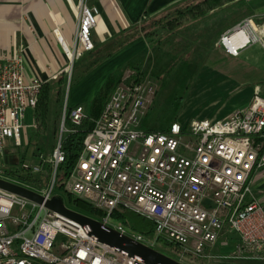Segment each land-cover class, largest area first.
I'll list each match as a JSON object with an SVG mask.
<instances>
[{"label":"built area","instance_id":"1","mask_svg":"<svg viewBox=\"0 0 264 264\" xmlns=\"http://www.w3.org/2000/svg\"><path fill=\"white\" fill-rule=\"evenodd\" d=\"M87 1L80 0L72 51L61 41L70 58V74L73 59L93 49L91 30L99 10ZM256 42H261L257 27L251 18H244L222 32L215 45L238 56ZM45 83L38 77H26L21 52L0 55L1 180L44 200L58 198L72 210L66 194L83 199L103 212L92 218L156 249L154 240L112 221L114 210L135 211L154 222L155 236L181 248V258L191 255L264 263V204L254 195L256 176L264 172L261 94L255 93L247 106L222 118L174 121L166 132H148L141 122L154 98L155 83L148 79L133 84L121 81L85 134L82 150L58 190L54 186L56 171L65 158L62 140L76 131L65 125V119L68 116L73 125H79L85 117L82 104L65 102L56 144L39 156L40 163L19 160L11 148L22 144L24 119L36 106ZM8 153L13 155L14 165L6 169ZM45 165L50 173L44 187L22 179L46 175ZM232 233L237 235L233 251L220 253L218 245L227 242ZM0 264L144 263L90 237L76 221L44 203L0 187Z\"/></svg>","mask_w":264,"mask_h":264},{"label":"crops","instance_id":"2","mask_svg":"<svg viewBox=\"0 0 264 264\" xmlns=\"http://www.w3.org/2000/svg\"><path fill=\"white\" fill-rule=\"evenodd\" d=\"M178 1L88 0L89 5H95L99 10L91 30L93 45H103L120 31L139 23L143 14H158ZM238 3L245 13L242 19H252L261 42L249 44L238 56L226 54L215 42L208 61L201 65L185 93L176 121L186 123L192 119L222 118L247 106L252 96L264 86V82H259L264 79V65L251 55L256 44H260L259 49L264 54V0H233L228 4ZM79 5L80 0H0V55L21 52L27 78L38 77L50 82L63 74L70 77V58L62 43L72 51ZM147 47L143 35L132 39L72 85L68 89L67 104H82L87 110L85 104L91 103L98 94L104 76L119 66L122 68ZM110 65L114 67L102 75L101 70ZM254 195L262 198L264 204V172L256 176Z\"/></svg>","mask_w":264,"mask_h":264},{"label":"trees","instance_id":"3","mask_svg":"<svg viewBox=\"0 0 264 264\" xmlns=\"http://www.w3.org/2000/svg\"><path fill=\"white\" fill-rule=\"evenodd\" d=\"M232 1L180 0L158 14L151 16L143 14L139 23L120 31L107 39L103 45H93L92 50L76 58L72 63L70 77L63 74L42 86L36 106L32 110L36 125L35 131L45 137L43 142L35 143L36 152L33 156L36 159L44 154L47 148L51 149L56 144L62 110L68 89L74 84V81L77 82L82 79L98 64L111 57L135 37L143 35L148 43V47L143 53L108 77L104 86L90 103L89 108L85 110V117L79 125H73L68 116L66 117L65 125L68 128H75L76 131L63 137L61 147L65 158L58 165L56 171L54 185L56 189L61 190L63 188L65 180L82 150L85 134L94 126L95 120L100 116L116 86L121 81L133 84L150 77L155 81L161 80L159 89H162L167 83L166 81L173 79L171 84H175L177 90L181 88L177 102V111L180 110L186 91L192 84L201 65L208 61L220 34L245 16L239 3L235 11L218 17L211 15V11L215 7H222ZM76 71L78 72L75 76ZM159 89L156 90L152 103ZM150 106L145 116H147ZM69 110L70 108L67 107V112ZM175 120L176 114L172 117L171 122L164 127H155L150 124L147 127H144L143 124L141 126L148 132H166ZM12 157L11 153L7 154V165L12 164ZM23 159L25 158H19V160ZM45 170L46 175L45 173L28 175L22 179L35 187L42 188L49 180V165H45ZM65 201L73 209L88 216L99 217L103 215L100 209L71 194H66ZM111 216L116 219L121 218V224L129 226L132 231L148 240H154L156 245L168 250L173 255L182 254V250L177 244L168 241L163 236H155L154 222L151 219L129 209L114 210ZM240 262L261 264L242 260Z\"/></svg>","mask_w":264,"mask_h":264},{"label":"rangeland","instance_id":"4","mask_svg":"<svg viewBox=\"0 0 264 264\" xmlns=\"http://www.w3.org/2000/svg\"><path fill=\"white\" fill-rule=\"evenodd\" d=\"M236 8H237L236 4L235 5L234 4H228V5H224L222 7H215L213 9V11H211V15L214 17H218L222 14H226L228 12L235 11ZM91 40H92V36H91ZM257 43H260V42H257ZM256 45L257 46L254 47L251 55H253L255 57V59L260 62V64L264 65V54L261 51V49H259L260 44H256ZM262 48H264V46ZM216 52L222 54L221 51L216 50ZM213 53L215 54L214 51H213ZM120 67L121 66L115 68L107 76H104L103 80L101 81L102 84H100L101 86H100L98 92L104 86L108 77L110 75L116 73L120 69ZM77 72L78 71L75 72V76L77 75L76 74ZM146 79L153 81V83H155V85H156V90L159 89L161 80L155 81V80H152L150 77H147ZM172 80L173 79L166 81L167 83L164 85V87L162 89H159L157 96L155 97V100L153 101L152 105L150 106V109L148 111L147 116H145L142 119L141 125L143 124L144 127H147L149 124L154 125L155 127H157V126L164 127L171 122V119L174 116V114H176V118H177V116H178V111H177L178 110V103L177 102L179 101V96H180L179 92H180L181 88L179 90H177V87L175 86V84H171ZM259 82L263 83L264 79H261ZM259 82H255V83H259ZM75 83H76V80L74 81V84ZM258 91L264 97V86L261 88V90H258ZM69 98H70V95L68 96V103H69ZM89 105H90V102H87L85 104V108L88 109ZM35 127L36 126H35V122H34V119L32 116V112L28 111L26 114V117L24 119V123H23L22 144L20 146L12 145V147H11L12 150L14 151L13 154L15 155V157H18L20 159L21 158L31 159V160L36 159L33 156V154L36 152L35 143L36 142H43L45 137L37 134L35 131ZM47 151H48V148L44 151V154H46ZM35 161L39 162V159H36ZM12 165H14V164L7 165L6 169ZM112 221L114 223H117V222L122 221V219L121 218H117V219L112 218ZM126 228L128 230H132L129 226H126ZM236 241H237V235L235 233H232L230 235V239H228L227 242H225V243L223 242V243H220L218 245V251L220 253H231L234 249ZM155 248L158 249L159 251L173 257L174 259L181 261L183 264H246V263L240 262L241 260L202 259V258L194 257L191 255H184V256H182L183 258H181L182 254L175 256L172 253H170L168 250L162 248L159 245H156Z\"/></svg>","mask_w":264,"mask_h":264},{"label":"water","instance_id":"5","mask_svg":"<svg viewBox=\"0 0 264 264\" xmlns=\"http://www.w3.org/2000/svg\"><path fill=\"white\" fill-rule=\"evenodd\" d=\"M0 187L15 192L35 202L44 203L47 208L64 214L68 218L76 221L90 237L114 247L121 253L135 257L138 261H141L144 264H183L163 252L136 242L127 236L121 235L114 229L103 225L91 216L67 208L58 198L44 200L35 192L10 184L1 179Z\"/></svg>","mask_w":264,"mask_h":264},{"label":"bare ground","instance_id":"6","mask_svg":"<svg viewBox=\"0 0 264 264\" xmlns=\"http://www.w3.org/2000/svg\"><path fill=\"white\" fill-rule=\"evenodd\" d=\"M240 34L241 33H238L237 35H234V37L236 38V37H238V36H240ZM112 67H114L113 65H110V66H107V67H105V68H103L102 70H101V72H102V75H104V73L106 72V71H108L109 69H111ZM103 76H101V78H102ZM100 78V79H101Z\"/></svg>","mask_w":264,"mask_h":264}]
</instances>
